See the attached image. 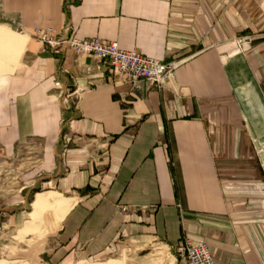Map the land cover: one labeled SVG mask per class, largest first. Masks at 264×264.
<instances>
[{"label":"crops","instance_id":"1","mask_svg":"<svg viewBox=\"0 0 264 264\" xmlns=\"http://www.w3.org/2000/svg\"><path fill=\"white\" fill-rule=\"evenodd\" d=\"M63 3L0 0V26L25 37L0 73V151L17 179L0 264L96 262L184 235L217 264H264V0ZM66 24L181 64L162 87L113 80L101 59L35 36ZM152 246L142 263L165 258Z\"/></svg>","mask_w":264,"mask_h":264},{"label":"built area","instance_id":"2","mask_svg":"<svg viewBox=\"0 0 264 264\" xmlns=\"http://www.w3.org/2000/svg\"><path fill=\"white\" fill-rule=\"evenodd\" d=\"M79 0H64V12L68 15L71 7ZM37 40L56 55H62L65 45L73 48L79 55H90L101 59L110 69L113 80L131 82L134 86L141 80L152 86L162 87L167 83L181 64L178 59L160 60L147 56L136 49H123L116 41H103L99 37L80 38L73 27L63 26L60 32L38 27L35 30ZM56 86L63 89L59 79ZM124 210L126 207L123 208ZM175 249V259L179 264H217L210 244L205 240L195 241L191 236L184 235ZM94 264V263H90Z\"/></svg>","mask_w":264,"mask_h":264},{"label":"rangeland","instance_id":"3","mask_svg":"<svg viewBox=\"0 0 264 264\" xmlns=\"http://www.w3.org/2000/svg\"><path fill=\"white\" fill-rule=\"evenodd\" d=\"M24 42L25 38L21 37L20 34L5 26H0V73L13 67ZM16 180L13 172L8 170V160L0 151V203L6 201L16 191ZM143 243L145 242H126L121 244L120 250L109 258L79 264H144L141 262L142 258L153 250L152 245L155 244L163 248L166 256L163 260L160 259L149 264H170L176 260V253L171 249L169 250V247L160 240L148 238L146 242L149 244L148 247L142 245Z\"/></svg>","mask_w":264,"mask_h":264},{"label":"bare ground","instance_id":"4","mask_svg":"<svg viewBox=\"0 0 264 264\" xmlns=\"http://www.w3.org/2000/svg\"><path fill=\"white\" fill-rule=\"evenodd\" d=\"M21 37H23L22 35H21ZM23 38H25V37H23ZM105 264V263H104Z\"/></svg>","mask_w":264,"mask_h":264}]
</instances>
